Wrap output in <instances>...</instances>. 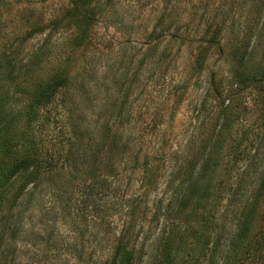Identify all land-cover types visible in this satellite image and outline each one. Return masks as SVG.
Wrapping results in <instances>:
<instances>
[{
  "label": "rangeland",
  "instance_id": "374dc122",
  "mask_svg": "<svg viewBox=\"0 0 264 264\" xmlns=\"http://www.w3.org/2000/svg\"><path fill=\"white\" fill-rule=\"evenodd\" d=\"M6 56L23 75L0 90V154L33 138L55 168L0 224V264H105L121 234L125 264H264L259 213L224 259L242 190L264 181L263 0H0ZM188 163L208 199H187Z\"/></svg>",
  "mask_w": 264,
  "mask_h": 264
},
{
  "label": "trees",
  "instance_id": "16d2710c",
  "mask_svg": "<svg viewBox=\"0 0 264 264\" xmlns=\"http://www.w3.org/2000/svg\"><path fill=\"white\" fill-rule=\"evenodd\" d=\"M74 10L76 12L80 11V9L75 8ZM41 30L42 27H37L31 31V34ZM13 61L12 57L6 56L5 60H3L2 63L0 62V90L4 89L2 86L5 79H13L15 75L18 77L23 75L21 70L15 74V64ZM67 75L68 74H64L54 77L48 87H45L42 90L39 89V92L34 95L35 97H33L32 101L26 103L28 110L25 111V115L27 116V121L29 123L32 118L36 117L38 108H46L50 104L52 97L56 94V92L60 88L66 87L69 80ZM6 97L7 95H4V99ZM2 111L3 109L1 107L0 128L6 126L5 123L8 121V116L13 117V114H11L9 110L4 111L3 113ZM0 157V224L6 222L12 223L15 215L14 209H16L20 196L27 185L38 184L42 176L44 174H49L55 167L53 166L52 152H49L48 149L45 150L43 146L38 147L33 138L27 139V141L24 142L15 141L9 145L6 144V148L0 154ZM200 165L201 175L203 176L204 170L208 168V164L206 161L202 162L201 160ZM189 167V163L188 165L184 164L180 166L181 169H188L186 174L189 175V178L182 181L188 193L187 199L189 201L194 198L197 199L196 201L208 199L210 194L206 195V192H208L207 188L205 189L206 183L200 185L199 181L194 180L191 177V172L192 170L195 171L196 167H190L192 170ZM89 174L90 176H93L95 173L91 172ZM15 180L19 181V187L13 191L11 190V186ZM253 187L254 185L244 188L240 194L242 200L245 195L246 197L244 201H241L240 207L232 216L234 220V231H230L226 237V249L224 253V259L226 261H228V259L234 260L236 258L238 248L249 239V232L255 225H259V220L257 221L254 219V214L259 213L264 215V210H261L260 208L261 198L264 196V181L260 185L254 188ZM15 224H17V219L12 223L13 228ZM221 226L225 227V225ZM225 228L229 230V227ZM217 250L220 252L219 249ZM132 257V249L127 248V246L122 243L121 234L118 238L117 246L111 260L105 264H125L126 260L130 259L131 261ZM213 257H215V252L212 255V258ZM259 257L260 262H264V250L260 251Z\"/></svg>",
  "mask_w": 264,
  "mask_h": 264
}]
</instances>
